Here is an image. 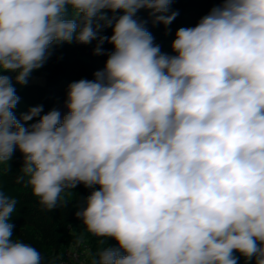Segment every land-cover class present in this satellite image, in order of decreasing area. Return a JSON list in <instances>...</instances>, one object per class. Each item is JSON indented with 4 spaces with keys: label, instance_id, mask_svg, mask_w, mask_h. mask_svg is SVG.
<instances>
[{
    "label": "clouds",
    "instance_id": "9594fccd",
    "mask_svg": "<svg viewBox=\"0 0 264 264\" xmlns=\"http://www.w3.org/2000/svg\"><path fill=\"white\" fill-rule=\"evenodd\" d=\"M173 3L0 0V166L19 150L15 182L44 211L90 190L75 216L117 246L89 264H264V0H220L168 54L138 13L167 29ZM93 42L104 66L67 85L64 113L18 119L15 85ZM17 203L0 188V264H58L13 236Z\"/></svg>",
    "mask_w": 264,
    "mask_h": 264
},
{
    "label": "trees",
    "instance_id": "16d2710c",
    "mask_svg": "<svg viewBox=\"0 0 264 264\" xmlns=\"http://www.w3.org/2000/svg\"><path fill=\"white\" fill-rule=\"evenodd\" d=\"M219 2L220 0H174L171 10L179 14L167 29L163 25H153L152 18L145 10H141L138 16L147 21L146 27L155 37V43L160 45L161 51L172 54L170 44L176 30L180 27L195 26L199 19ZM104 34L111 35V29H106ZM94 43L65 44L57 48L45 65L32 73L27 85H15L20 97V102L14 110L17 118L32 106L43 105L45 113L53 107H59L64 102L66 88L70 82L82 78L92 79L93 73L103 68L107 58L92 54ZM103 47L105 51H110L112 46L106 43ZM33 76L41 77L42 84L32 85L30 82ZM22 162V154L17 150L9 165L0 166V188L6 195L18 201L16 211L9 220L14 226V237L36 247L46 259H61L67 250L75 249L83 256V262L80 264H89L91 255L103 246H117L116 241L111 238L105 245H101L99 238L88 233L75 216L76 205L82 197L89 194V189L77 185L64 194L67 201L65 207L44 211L37 198L32 195L31 189L15 182ZM77 240H80L79 244L76 243ZM238 264H245L243 257H240ZM249 264H254V261Z\"/></svg>",
    "mask_w": 264,
    "mask_h": 264
},
{
    "label": "built area",
    "instance_id": "2783aa9c",
    "mask_svg": "<svg viewBox=\"0 0 264 264\" xmlns=\"http://www.w3.org/2000/svg\"><path fill=\"white\" fill-rule=\"evenodd\" d=\"M83 256L75 249H69L65 255L58 261V264H80L83 262Z\"/></svg>",
    "mask_w": 264,
    "mask_h": 264
},
{
    "label": "rangeland",
    "instance_id": "374dc122",
    "mask_svg": "<svg viewBox=\"0 0 264 264\" xmlns=\"http://www.w3.org/2000/svg\"><path fill=\"white\" fill-rule=\"evenodd\" d=\"M42 82H43V80H42V78L41 77H37V76H33L32 78H31V84L32 85H36V84H38V85H40V84H42ZM61 106H63V104L62 105H60L59 107H61ZM58 107V108H59ZM65 110V109H64Z\"/></svg>",
    "mask_w": 264,
    "mask_h": 264
},
{
    "label": "bare ground",
    "instance_id": "6f19581e",
    "mask_svg": "<svg viewBox=\"0 0 264 264\" xmlns=\"http://www.w3.org/2000/svg\"><path fill=\"white\" fill-rule=\"evenodd\" d=\"M58 109L62 112V114H63L64 111H65L64 108H63V106L59 107Z\"/></svg>",
    "mask_w": 264,
    "mask_h": 264
},
{
    "label": "water",
    "instance_id": "95a60500",
    "mask_svg": "<svg viewBox=\"0 0 264 264\" xmlns=\"http://www.w3.org/2000/svg\"><path fill=\"white\" fill-rule=\"evenodd\" d=\"M62 104H63V103H62ZM62 104H61V105H62ZM57 108H58V107H57Z\"/></svg>",
    "mask_w": 264,
    "mask_h": 264
}]
</instances>
